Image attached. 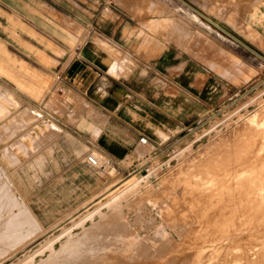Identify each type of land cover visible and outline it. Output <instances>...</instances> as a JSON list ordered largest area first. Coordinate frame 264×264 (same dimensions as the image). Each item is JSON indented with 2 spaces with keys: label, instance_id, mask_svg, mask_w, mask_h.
Masks as SVG:
<instances>
[{
  "label": "rangeland",
  "instance_id": "rangeland-1",
  "mask_svg": "<svg viewBox=\"0 0 264 264\" xmlns=\"http://www.w3.org/2000/svg\"><path fill=\"white\" fill-rule=\"evenodd\" d=\"M46 2L62 14L73 5V0ZM90 10L98 18H91V24L106 35L102 45L114 59L124 56L129 64L124 66L128 80L120 81L133 87L131 102H147L139 93L149 89L153 99L182 95L188 106L170 109V119L179 121L168 123L174 130L164 132L155 118L149 146L136 142L108 165L109 156L99 151L94 138L97 131L88 128L92 114L100 121L104 116L89 108L78 119L71 117L78 97L62 91L53 62L36 55L41 50L49 59L55 53L51 39L20 28L14 14L9 16L18 24L10 27L4 16L8 14L0 9V42L31 71L51 79V89L41 99L18 81L37 84L36 76L18 62L10 63L9 79L0 74V236L18 225L24 238L12 245L8 237L0 239V264H24L32 253L33 264L41 263L50 252L39 250L54 237V249L64 258L68 241L81 238L101 215L114 219L111 229L119 230L125 222L128 231L117 233L109 249H87L72 264H264L263 199L249 203L247 193L235 195L233 189L224 202L215 201L217 207L204 208L211 201L191 200L184 182L168 180L184 158L200 154L212 139L228 130L231 134L264 110V0H90ZM162 21H170L169 27L161 29ZM114 25L120 26L115 34L119 45L108 40ZM183 78L181 87L177 80ZM54 97L65 102L64 114L60 105L51 103ZM26 111L30 120L18 119ZM260 131L264 137V129ZM262 142L254 139L250 151L239 156L249 169L259 166L264 171ZM88 155H95L100 167L89 166ZM145 161L158 166L152 174ZM234 168L246 167L241 161ZM136 175L145 180L136 185V193L128 194L126 184ZM117 190L124 192L113 205L109 200ZM29 210L43 231L34 230ZM89 213L92 216L79 223Z\"/></svg>",
  "mask_w": 264,
  "mask_h": 264
},
{
  "label": "crops",
  "instance_id": "crops-1",
  "mask_svg": "<svg viewBox=\"0 0 264 264\" xmlns=\"http://www.w3.org/2000/svg\"><path fill=\"white\" fill-rule=\"evenodd\" d=\"M46 1L51 0H0V9L8 14V16H4L7 17L10 27L14 28L18 24L16 19L9 16L14 14L20 19V28L33 31L39 38H43L42 35H44L51 39L46 38L47 41L49 40L51 50L55 53L49 51L53 55L48 59L39 49L41 52L37 51L36 55L42 61L51 60L54 65L53 72L56 71L55 80H59L58 86L62 91L78 97V106L70 111L71 117L78 119L89 108L104 116L103 121H100L96 115L92 114L88 127L97 131L94 138L97 140L99 151L109 156L110 161L121 158L136 145L141 136H145L149 140V136H152L154 131L155 118L161 122L160 127L164 132L174 130L168 123L179 121L170 119V109L177 106L182 109L183 106H188L182 95L176 94L177 96L170 97L171 95L167 94L162 98L153 99V92L151 91V94L147 89L145 93L143 91L139 93L145 95L147 102L141 100L131 102L128 99L133 87L126 86L120 80L127 79L124 77H127L130 72L124 66H129V64L124 60V56L118 60L114 59L108 49L102 45L106 35L100 27L91 24V18H98L95 14L96 11L90 10V0H83L82 3L79 0H73L72 8L70 11H66V14L57 12L52 6L49 8ZM242 12L245 11L242 10ZM155 23L149 24L153 30ZM161 23L163 24L161 29H166L170 25V21ZM119 27L114 25L110 29L112 33L108 40L111 44L112 40L113 45H119V39L115 38ZM24 33L22 32V34ZM13 62H18L19 67L32 72L37 78L36 86L26 84L19 77L18 81L33 91V98L35 96L45 99L51 89V79L37 69L36 71L39 73L31 71L23 61L17 60L0 42V74L2 77L8 78V74H11L9 65ZM37 62L41 64L39 61ZM179 79L177 83L183 87L184 78L183 81ZM15 103L18 105L16 101ZM51 103L60 105L62 114L66 112L65 102L60 98L54 97ZM1 111H3V107L0 106ZM20 117L18 119L27 122V111ZM174 126L177 127L175 124ZM125 130L132 132L127 135Z\"/></svg>",
  "mask_w": 264,
  "mask_h": 264
},
{
  "label": "bare ground",
  "instance_id": "bare-ground-1",
  "mask_svg": "<svg viewBox=\"0 0 264 264\" xmlns=\"http://www.w3.org/2000/svg\"><path fill=\"white\" fill-rule=\"evenodd\" d=\"M263 129H264V110L258 113L256 112V114L248 118L245 121V123H243L240 127H238L231 134H230V130H228L226 133L220 134L216 138L212 139L206 146H204V148H202L203 150L200 152V154L189 157V158H184L182 162L174 168L175 171L173 174L169 176L168 180H170V182H173V183H178L179 181L184 182L186 185L184 191L187 193V195H189L192 198L191 200H196V199L198 200L200 198L203 201H211L212 203L211 206L208 204H204V208L205 207H209V208L217 207V204L215 203V201L218 200L219 201V202L217 201L218 203L224 202L226 195H229L230 192L233 191V189H236L234 191L235 195H243L244 193H247L246 200H248L249 203L257 202V201L261 202L260 200L262 199L264 200V176L262 175L264 174V171H262V168H260L259 166H255L249 169L248 161H246L245 159L243 160L240 159L239 156L242 153L246 154L250 151L251 144H252V141H254V139L256 138L263 139L262 143H264V137H263V134H261L263 132L260 131ZM48 131L50 132L51 130H48ZM240 145H243V146L240 149H238V151L236 152V149ZM148 146L149 145H147V147ZM138 153L141 155L142 151ZM152 161L156 162V159L153 158ZM241 161L245 165L246 168L242 169L241 171H236L237 168L236 169L234 168V164L241 162ZM231 162L233 163V167L230 164ZM144 166L149 167L150 173L153 172V170H156L158 167V166L156 167L154 165H151V162L145 163ZM144 180H145V176L136 175L131 181H129L126 184V190H128L129 192L128 194L136 193L137 190L139 189L137 188V186ZM164 180H166V178ZM123 192L124 191L117 190L114 193V195L111 196L109 202H112L113 205H116V203H119L122 197V196L119 197V195ZM146 193L151 194V191L148 190ZM101 208L102 207H99L95 211H100ZM262 208H264V206ZM262 208H260V210H263ZM245 212L244 213L242 212V216H244ZM256 213H257V210H255L252 216L254 215L256 216ZM237 214L238 213L236 212L234 216H237ZM30 215H32V217L34 218V215L31 212H30ZM90 216H92L91 213H89L86 217L80 218L79 223H83V221L89 218ZM113 221L114 219L112 217L101 215L100 221L92 225L91 227H89L87 230H85V233L81 238H78L77 241H74L71 243L69 241L68 243L66 242L67 245L64 247L65 249H63L65 250L64 258L61 255L63 252L58 253L54 249L53 242L57 238L54 237V240L52 241L48 240L46 244L40 250L39 249L38 250H39V253L44 252L45 250H49L50 255L48 258H46V260L41 259V263L40 262L39 263L40 264H72L73 258L77 256L79 258V255L81 254V252L83 253L87 249L91 251H96L97 249H103V250L109 249V245L112 243V241L117 239L116 234L127 232L129 229V224L122 222L120 223L119 230L117 229L113 230L110 227V224ZM77 222L78 221H73V225H76ZM228 222L229 221H226L223 226H225V224L228 225ZM34 224L36 225L34 227V230L36 232L42 230L36 218H34ZM22 225L23 224H20L19 222V226H22ZM16 227L18 228V225ZM16 227L15 229H12L9 227L10 229L7 230L8 233H7V236L5 237L9 238L6 241H8L9 242L8 244L10 245H12L15 242L21 243V240L23 238L21 235L22 232L20 233V231H18ZM7 231L3 230L4 233H6ZM30 231H33V230H30ZM63 231H62L63 232L62 234L70 233V230L69 231L63 230ZM5 237L4 235L3 237L0 236V239H4ZM97 239H100V241L103 239V241L105 242H101L98 245H96L97 243L94 244L92 240L95 241ZM174 249L176 248L174 247ZM81 255H84V254H81ZM33 257L34 255L32 253V255H29L23 263L33 264L32 262L34 260Z\"/></svg>",
  "mask_w": 264,
  "mask_h": 264
},
{
  "label": "built area",
  "instance_id": "built-area-1",
  "mask_svg": "<svg viewBox=\"0 0 264 264\" xmlns=\"http://www.w3.org/2000/svg\"><path fill=\"white\" fill-rule=\"evenodd\" d=\"M138 143L141 144V145H146V144H148V139H147L145 136H141V137L138 139ZM86 163H87L89 166L94 167V168L100 167V166L98 165L97 160H96L92 155H88V156L86 157ZM110 163H112V161L107 160V164L110 165Z\"/></svg>",
  "mask_w": 264,
  "mask_h": 264
}]
</instances>
